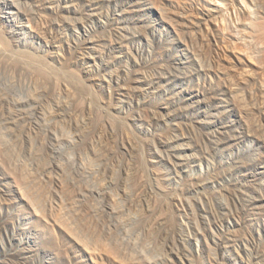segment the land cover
I'll return each instance as SVG.
<instances>
[{
	"label": "rangeland",
	"instance_id": "obj_1",
	"mask_svg": "<svg viewBox=\"0 0 264 264\" xmlns=\"http://www.w3.org/2000/svg\"><path fill=\"white\" fill-rule=\"evenodd\" d=\"M2 21L30 60L0 62V264H264V0Z\"/></svg>",
	"mask_w": 264,
	"mask_h": 264
},
{
	"label": "bare ground",
	"instance_id": "obj_2",
	"mask_svg": "<svg viewBox=\"0 0 264 264\" xmlns=\"http://www.w3.org/2000/svg\"><path fill=\"white\" fill-rule=\"evenodd\" d=\"M2 22L3 24H0V62L19 64L22 60H30L28 54L16 48L13 40L8 36L9 26H5V21Z\"/></svg>",
	"mask_w": 264,
	"mask_h": 264
}]
</instances>
